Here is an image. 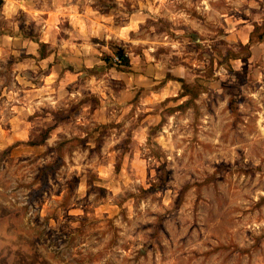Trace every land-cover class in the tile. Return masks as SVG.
I'll return each instance as SVG.
<instances>
[{"label": "rangeland", "instance_id": "1", "mask_svg": "<svg viewBox=\"0 0 264 264\" xmlns=\"http://www.w3.org/2000/svg\"><path fill=\"white\" fill-rule=\"evenodd\" d=\"M44 1L43 12L0 13V109L19 120L15 138L0 152V264H100L88 254L98 240L116 259L123 253L122 264L158 258L160 264H241L244 254L225 235L255 215L243 208L249 190L264 192V169L233 163L221 149L225 158L209 171L197 150L211 154L206 150L217 132L227 145L250 117L260 119L249 111L255 110L249 90L260 89L254 70L264 64V36L258 39L264 23L234 11L209 19L196 0H123V6L95 0L88 5L91 18L107 19L109 30L91 36L79 31L72 8L86 10L77 0ZM75 43L85 45L84 54H75ZM118 48L129 58L126 71L116 69ZM88 53L111 63L75 66L71 57ZM241 58L243 68L236 64ZM165 77L176 80L170 96L161 91ZM169 115L188 146L195 145L191 164L178 169L150 142L158 163L142 172L135 158L142 126L163 132ZM183 121L189 124L181 128ZM12 128L11 122L4 127L9 138ZM261 206L264 196L256 210ZM208 236L215 256L195 251ZM82 243L89 245L84 255L77 252ZM255 251L256 264H264L259 238Z\"/></svg>", "mask_w": 264, "mask_h": 264}, {"label": "clouds", "instance_id": "2", "mask_svg": "<svg viewBox=\"0 0 264 264\" xmlns=\"http://www.w3.org/2000/svg\"><path fill=\"white\" fill-rule=\"evenodd\" d=\"M95 0H77L78 6H83L85 8V16L95 15L88 5L94 3ZM161 3L166 2V0H160ZM176 2H183V0H176ZM191 3V0H188ZM68 3L71 4V0H68ZM121 5L123 6V0H120ZM197 10L202 13H207L209 19L214 17H219L221 12L234 11L237 13H247L250 18L253 19L256 23H264V0H196ZM220 8L221 11H216V8ZM253 9H256V15H253ZM67 11V10H66ZM72 11H75V6H73ZM245 27L251 30V25L247 21L243 22ZM247 39L244 40V44H247ZM241 59L236 61V64L239 68H243V63ZM255 57L253 58V62ZM238 68V70H239ZM261 68H264V64L260 65V68H255L254 78L257 83L260 84L259 91L249 90V98L254 104V108H250L249 111L252 116L259 115L260 119L251 121L248 125L245 126L243 131L237 129L238 138L231 141L229 144H225L226 136L223 131L217 132L213 138V143L210 148L206 151L205 154L200 153L197 150L198 154V163L200 166L206 170H213L211 164H219L221 160L225 157L221 154V149H224L229 155L227 159L231 160L233 163L239 161L242 166H250L248 162L258 166L261 169H264V103H259V99H264L260 97V92H264V72L261 71ZM236 83L237 81H233ZM259 98V99H258ZM159 100L165 99L164 96L158 98ZM187 99V97H185ZM183 103V100L179 101ZM143 112V109L140 110ZM167 125L164 127L163 132H159L158 129H153L152 132H149L147 125L142 126V134L137 138L138 147L141 149L140 155L135 158L139 161L141 171L145 169H150L153 164L158 163L152 158L147 145L151 142L152 149L155 152L162 153L169 161L181 168L186 163L191 164V161L188 159L190 154L193 151L195 145L188 146V137L180 134L179 131L174 129V125L177 123V119L171 115L166 117ZM9 122L13 123V128L11 132L13 133L12 137L9 138L8 134L4 131L5 125ZM210 121H205L209 123ZM188 121H183L180 125L181 128L188 125ZM134 127V125H133ZM19 130V120L18 118L12 117L10 119V113L6 115L5 110L0 109V152L11 143V140L15 138L16 132ZM159 136V139L156 141L152 140L153 136ZM51 144L52 141H49ZM239 150V153H237ZM143 157V159H142ZM202 157V158H200ZM219 157V159H218ZM205 161L210 163L206 164ZM108 173L107 179H111L114 176L113 165L109 163L105 169ZM155 171L153 170V176H155ZM261 179H264V174H262ZM135 183H143V180H135ZM264 186V185H262ZM117 195H122V189L117 187ZM220 193H217V197H220ZM260 196H264V192H260L258 195H253L251 190H249V199L245 201L244 211L252 209L255 212V215H252L250 212L248 217L244 218V224L237 225L234 228V231L230 235H225V238L232 239L236 248L240 250L244 255L241 256V264H256L257 253L255 251L257 245V238H259V247L264 249V206L257 211L256 205L260 203ZM242 197H236L235 199H240ZM251 233L249 236L248 234ZM241 235L247 240V243H244L241 239ZM217 240L220 237H216ZM211 236L205 238L202 244L197 245L195 251L206 256H215L217 255L211 251L212 247ZM89 248L87 243H82L77 246V252L80 255L85 254V250ZM209 249L207 252H203L202 249ZM189 252L192 249H188ZM95 254L96 259L100 261V264H112L113 260L115 264H122L123 253L119 254V258L116 259L113 257L111 251L107 250L102 242L99 240L96 244L89 250L88 254ZM245 256L247 259H245ZM74 264V262H73ZM155 264H160L159 258L155 261Z\"/></svg>", "mask_w": 264, "mask_h": 264}, {"label": "crops", "instance_id": "3", "mask_svg": "<svg viewBox=\"0 0 264 264\" xmlns=\"http://www.w3.org/2000/svg\"><path fill=\"white\" fill-rule=\"evenodd\" d=\"M54 7L58 8L59 4H57V7H56V5ZM45 8H46V6H45L44 0H41L39 2H35V0H0V13L5 14L6 16H12V14H20L23 10L30 11L31 13L43 12L42 10H44ZM55 12H57V10H55ZM74 15L79 17L78 19L81 20L78 23L79 31L81 33H89L91 36H96L98 31L103 32V31L109 30V21H107V19L102 18V20H106L107 23H105V22L101 23V21L97 22L95 19L91 18L92 15L89 16V19H86L85 18L86 17L85 11H83L81 8L80 9L75 8ZM82 16H85V17H82ZM45 27H46V25H45ZM131 27H132V25H131ZM9 37H11V36H9ZM74 46H75V50H77L75 52V54H80V53L84 54V53L79 51L80 48L85 46L83 43H75ZM71 58H73V60H74L73 63L77 67L84 66L86 68H91L95 64H98V65L99 64H103V65L105 64V60L104 61L99 60L98 59L99 57H97L96 55H94L92 53L91 54L88 53L86 56H84V58H82L78 55H73V57H71ZM64 59L66 60L65 56H64ZM139 71L140 70H137L136 75H137V77L138 76L141 77L142 79H140L141 80L140 82L144 83V80L147 79V77L142 74L143 72H141V71L139 72ZM119 73L120 74L118 77L125 80V77H122V75H127V74L124 72H119ZM145 74L148 75L147 73H145ZM171 74H173V72ZM154 78H157V77L154 76ZM175 78H179V77H175ZM171 80L176 81L172 77L166 78V83L164 84V86L161 89L162 93H165L167 96L174 94L173 89L175 87L170 86L172 83ZM127 84H129V83H127ZM132 84H134V83H132ZM136 84H138V83H136ZM136 86L145 87V86L141 85V83H139Z\"/></svg>", "mask_w": 264, "mask_h": 264}, {"label": "trees", "instance_id": "4", "mask_svg": "<svg viewBox=\"0 0 264 264\" xmlns=\"http://www.w3.org/2000/svg\"><path fill=\"white\" fill-rule=\"evenodd\" d=\"M259 25L258 24H255L254 25V30L259 28L258 27ZM263 26V25H262ZM263 28V33L258 37L259 41H261V39L263 38L264 36V26L262 27ZM117 56L119 57L120 59V63L118 65H116V69L118 70H128L130 68V61H129V58L128 56L125 54V52L122 50V49H116V52ZM107 62L111 63L110 62V58L109 57H105L104 58ZM179 81L183 82V80L181 79H178Z\"/></svg>", "mask_w": 264, "mask_h": 264}, {"label": "built area", "instance_id": "5", "mask_svg": "<svg viewBox=\"0 0 264 264\" xmlns=\"http://www.w3.org/2000/svg\"><path fill=\"white\" fill-rule=\"evenodd\" d=\"M114 61H116V63H120V59H119V57H118V56H115V57H114Z\"/></svg>", "mask_w": 264, "mask_h": 264}]
</instances>
